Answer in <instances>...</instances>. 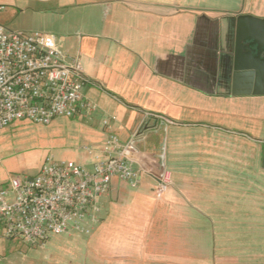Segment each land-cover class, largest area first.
I'll return each mask as SVG.
<instances>
[{
    "label": "crops",
    "instance_id": "crops-1",
    "mask_svg": "<svg viewBox=\"0 0 264 264\" xmlns=\"http://www.w3.org/2000/svg\"><path fill=\"white\" fill-rule=\"evenodd\" d=\"M41 1L90 80L85 150L117 134L141 176L113 181L80 264H264L261 140L235 127L264 95L232 94L236 18H264V0Z\"/></svg>",
    "mask_w": 264,
    "mask_h": 264
},
{
    "label": "built area",
    "instance_id": "built-area-1",
    "mask_svg": "<svg viewBox=\"0 0 264 264\" xmlns=\"http://www.w3.org/2000/svg\"><path fill=\"white\" fill-rule=\"evenodd\" d=\"M89 82L79 59L65 53L54 35L15 32L0 23V129L16 121L49 125L57 117L81 115L91 108L84 96ZM131 149V142L110 133L90 167L47 157L37 174L0 183V242L35 245L53 236L92 235L113 181L140 185ZM166 186L161 182L159 190Z\"/></svg>",
    "mask_w": 264,
    "mask_h": 264
},
{
    "label": "rangeland",
    "instance_id": "rangeland-1",
    "mask_svg": "<svg viewBox=\"0 0 264 264\" xmlns=\"http://www.w3.org/2000/svg\"><path fill=\"white\" fill-rule=\"evenodd\" d=\"M0 3L7 5L0 9V22L15 32H53V26L62 20L56 10L41 0H0ZM78 122L79 117H57L49 125L16 121L0 129V183L15 175L37 174L47 157L90 167L93 159L84 148L87 142L76 125ZM236 126H243L244 131L261 140L254 150L260 167L264 168V110L260 112V120H240ZM245 153L253 151L246 148ZM66 236H54L35 245L21 239L2 241L0 264H80V252L86 249L88 236L75 234L72 239Z\"/></svg>",
    "mask_w": 264,
    "mask_h": 264
},
{
    "label": "water",
    "instance_id": "water-1",
    "mask_svg": "<svg viewBox=\"0 0 264 264\" xmlns=\"http://www.w3.org/2000/svg\"><path fill=\"white\" fill-rule=\"evenodd\" d=\"M233 95H264V18H236Z\"/></svg>",
    "mask_w": 264,
    "mask_h": 264
}]
</instances>
